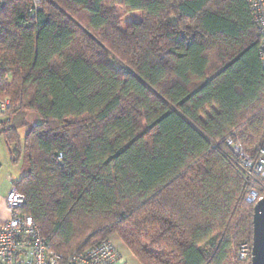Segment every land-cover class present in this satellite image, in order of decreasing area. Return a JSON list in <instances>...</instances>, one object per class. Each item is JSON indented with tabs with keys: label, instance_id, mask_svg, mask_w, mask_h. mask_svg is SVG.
Returning a JSON list of instances; mask_svg holds the SVG:
<instances>
[{
	"label": "trees",
	"instance_id": "trees-1",
	"mask_svg": "<svg viewBox=\"0 0 264 264\" xmlns=\"http://www.w3.org/2000/svg\"><path fill=\"white\" fill-rule=\"evenodd\" d=\"M32 4L0 0V136L49 249L117 238L140 264H232L264 198L227 146L252 157L264 135L247 1ZM118 8L140 20L122 29Z\"/></svg>",
	"mask_w": 264,
	"mask_h": 264
},
{
	"label": "built area",
	"instance_id": "built-area-1",
	"mask_svg": "<svg viewBox=\"0 0 264 264\" xmlns=\"http://www.w3.org/2000/svg\"><path fill=\"white\" fill-rule=\"evenodd\" d=\"M246 1L259 36L258 53L261 67L264 69V0ZM39 10L40 0H33L29 12L34 15ZM12 107L9 99L0 100V119ZM227 146L237 158V165L243 172L245 182L264 183V139L252 157L247 155L238 144L227 141ZM256 199L257 194L252 191L247 201L254 202ZM5 205L9 218L0 222V264H116L120 260L119 253L111 240L102 241L68 256L54 253L47 246L33 219L21 212L25 205V197L14 186L5 198ZM235 257L241 263L249 261L250 245L241 244Z\"/></svg>",
	"mask_w": 264,
	"mask_h": 264
},
{
	"label": "crops",
	"instance_id": "crops-1",
	"mask_svg": "<svg viewBox=\"0 0 264 264\" xmlns=\"http://www.w3.org/2000/svg\"><path fill=\"white\" fill-rule=\"evenodd\" d=\"M12 166L8 149L3 138L0 136V222L6 221L9 218L5 198L13 186V181L21 176V169L19 172L13 173ZM113 242L114 244L116 243L115 247L120 256V260L116 264H140L119 239L114 238Z\"/></svg>",
	"mask_w": 264,
	"mask_h": 264
},
{
	"label": "water",
	"instance_id": "water-1",
	"mask_svg": "<svg viewBox=\"0 0 264 264\" xmlns=\"http://www.w3.org/2000/svg\"><path fill=\"white\" fill-rule=\"evenodd\" d=\"M250 264H264V198L254 206Z\"/></svg>",
	"mask_w": 264,
	"mask_h": 264
},
{
	"label": "rangeland",
	"instance_id": "rangeland-1",
	"mask_svg": "<svg viewBox=\"0 0 264 264\" xmlns=\"http://www.w3.org/2000/svg\"><path fill=\"white\" fill-rule=\"evenodd\" d=\"M117 15L120 17V26L122 29H124L125 27H127L129 24L133 23V22H138L140 20V16L138 13H134V12H129L127 9H117ZM35 118H37L36 115H34ZM30 122H34L35 119L34 117H28L27 118ZM35 123V122H34ZM18 135L20 136L21 140L24 137V134L26 132V129L24 127H18ZM264 139V135L260 140V143L258 144L259 146L261 145L262 141ZM22 166V161L19 160V162L16 165L12 166V170L13 173H16V171L19 172V170L21 169ZM17 172V173H18ZM116 244V243H115ZM116 246V245H115ZM232 264H238V262H236L235 259L232 260Z\"/></svg>",
	"mask_w": 264,
	"mask_h": 264
}]
</instances>
